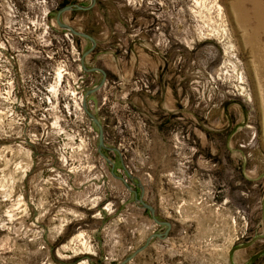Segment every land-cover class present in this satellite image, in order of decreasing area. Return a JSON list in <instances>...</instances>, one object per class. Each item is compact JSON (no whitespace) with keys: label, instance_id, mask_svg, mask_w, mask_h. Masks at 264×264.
I'll use <instances>...</instances> for the list:
<instances>
[{"label":"rangeland","instance_id":"374dc122","mask_svg":"<svg viewBox=\"0 0 264 264\" xmlns=\"http://www.w3.org/2000/svg\"><path fill=\"white\" fill-rule=\"evenodd\" d=\"M61 1L0 0V264H118L165 229L97 150L81 100L101 77ZM62 20L107 71L87 97L105 143L171 222L126 264H264V0H95Z\"/></svg>","mask_w":264,"mask_h":264},{"label":"water","instance_id":"95a60500","mask_svg":"<svg viewBox=\"0 0 264 264\" xmlns=\"http://www.w3.org/2000/svg\"><path fill=\"white\" fill-rule=\"evenodd\" d=\"M95 3V0H90V3L87 4V5H82V4H78V3H74V4H69V5H63V6H60L57 11H56V15H55V22L57 23V25L61 28V29H64L66 31H68L70 34L72 35H76V36H80V37H83L85 39H88L89 42H90V46L85 49L82 54H81V57H80V65H81V68L85 71H99L102 75V78L100 79V81L93 87L87 89L85 91V93L83 94V97H82V100H81V106L84 110V112L86 113L88 119L90 121H92L96 127H97V135H98V144H97V150L99 152V154L106 160V162L109 164L110 166V169H111V174L115 177V178H118L120 179L125 187L132 191L133 194H134V200L136 202V204L138 206H140L141 208H144L148 211L151 219L154 221V223L156 224H159V225H165V229L162 230V231H159V232H153L151 234H149L147 236V238L145 239L144 243H142L141 245H139L138 247H136L132 253H130L129 255L125 256L118 264H126L127 262H129L131 259H133L140 251H142L143 249H145V247H147V245L150 243V241L153 239V238H159V239H165L167 236H168V233H169V230L171 229V222L168 221V220H163V219H159L156 215V211H155V207L147 202L143 195H144V185L142 184V182L135 176L132 175V173L128 170V168L126 167L124 161H123V158H122V154L121 152L119 151L118 148L116 147H112V146H108L106 143H105V137H104V129H103V125L102 123L100 122V120L98 119V117L95 115V113L93 111H91L88 107V104H87V97L88 95L94 93L96 90H98L99 88H101V86L104 84V80H105V70L101 67H88L86 65V61H85V58L87 55H89L93 50L94 48L96 47V40L95 38L90 35L89 33L85 32V31H82V30H79L77 28H75L74 26H72L71 24L67 23V22H64L62 20V13L65 12V11H68V10H72L74 8H77V9H81V10H88L90 9ZM103 149H106V150H114L118 153L119 155V158H120V162H121V165L124 169V171L126 172V175L127 177H122L118 174H116L114 171H113V168H114V162L113 160H111L102 150ZM128 179L131 181V182H134L133 179H136L137 182L136 185L138 186L140 192L139 194L137 193V190L134 189L128 182Z\"/></svg>","mask_w":264,"mask_h":264},{"label":"crops","instance_id":"0c3cea01","mask_svg":"<svg viewBox=\"0 0 264 264\" xmlns=\"http://www.w3.org/2000/svg\"><path fill=\"white\" fill-rule=\"evenodd\" d=\"M183 259H184V261L182 264H190L189 259H186L185 257ZM151 260H152L151 253L150 252H147V253L143 252V253H141V259H140L139 264H150V263L153 264L151 262ZM155 260H156V264H167V263H165V260L162 261L161 263H159V254L155 255ZM131 262H133V261H131ZM131 262L128 264H132Z\"/></svg>","mask_w":264,"mask_h":264},{"label":"flooded vegetation","instance_id":"af4514ba","mask_svg":"<svg viewBox=\"0 0 264 264\" xmlns=\"http://www.w3.org/2000/svg\"><path fill=\"white\" fill-rule=\"evenodd\" d=\"M75 9V8H74ZM73 10V9H72ZM93 52V51H92ZM88 67H94V66H88ZM95 67H99L98 65H95ZM102 68V67H101ZM83 70V69H82ZM105 70V69H104ZM83 71H85V70H83ZM85 72H95V73H99V75H100V77L102 78V75H101V73L99 72V71H85ZM105 73H106V75H105V80H104V83H105V81H106V78H107V71L105 70ZM100 78V79H101ZM100 81V80H99ZM98 81V82H99ZM121 163V162H120Z\"/></svg>","mask_w":264,"mask_h":264},{"label":"bare ground","instance_id":"6f19581e","mask_svg":"<svg viewBox=\"0 0 264 264\" xmlns=\"http://www.w3.org/2000/svg\"><path fill=\"white\" fill-rule=\"evenodd\" d=\"M57 76H58V78L61 76V72H58L57 73ZM51 88H52V91H54V92H56V90H55V86H51ZM51 88H50V90H51ZM79 236V235H78Z\"/></svg>","mask_w":264,"mask_h":264},{"label":"trees","instance_id":"16d2710c","mask_svg":"<svg viewBox=\"0 0 264 264\" xmlns=\"http://www.w3.org/2000/svg\"><path fill=\"white\" fill-rule=\"evenodd\" d=\"M68 2H69L68 0H65V2L64 1H61L60 4H59V7L65 5Z\"/></svg>","mask_w":264,"mask_h":264}]
</instances>
